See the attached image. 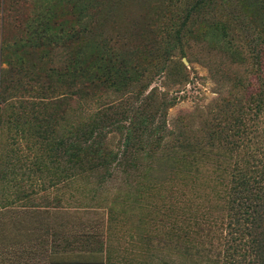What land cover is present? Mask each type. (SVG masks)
<instances>
[{"label": "rangeland", "instance_id": "374dc122", "mask_svg": "<svg viewBox=\"0 0 264 264\" xmlns=\"http://www.w3.org/2000/svg\"><path fill=\"white\" fill-rule=\"evenodd\" d=\"M6 7L0 12V46L7 61L0 64V227L26 215L67 225V241L75 244L83 264H174L177 257L185 264H230L223 257L226 230L194 215L206 192L216 210L228 213L239 157L217 145L193 153L179 147L177 137L178 121L197 106L206 112L218 96L210 69L197 57L175 56L166 81L170 96L178 98L171 107L164 108L154 94L152 88L162 86L154 81L108 95L86 119H79V107L69 97L53 101L43 113L30 104L39 91L26 79L16 82L17 68H12L26 65L28 78L47 68L48 60H40L29 41L31 33L44 30L38 27L43 19L34 16L38 10L33 14L26 0H6ZM118 7L126 9L122 3ZM136 9L140 5L128 11ZM122 21L95 24L90 31L114 44L117 34L131 26ZM149 43L134 38L125 50H155ZM182 67L188 69L189 84H173ZM21 96L24 100H18ZM235 111H222L216 123L230 125L238 117ZM160 121L171 130L165 136L156 134Z\"/></svg>", "mask_w": 264, "mask_h": 264}, {"label": "trees", "instance_id": "16d2710c", "mask_svg": "<svg viewBox=\"0 0 264 264\" xmlns=\"http://www.w3.org/2000/svg\"><path fill=\"white\" fill-rule=\"evenodd\" d=\"M26 2L32 5L33 14L38 10L34 16L43 19L38 27L44 30L39 28L41 33H31L29 41L40 60H48V66L30 74V78L26 76V65L20 68L14 63L12 68H17L16 82L26 79L33 85V91H39L37 96L30 97V104L43 113L53 106V101L69 97L79 107V119H86L92 115L94 105L108 95L137 83L151 85L154 81L162 84L152 88L154 94L164 108L171 107L178 98L170 96L171 86L166 81H170L174 72L175 56L197 57L210 69L218 96L206 112L197 106L192 114L178 121L179 147L193 153L215 145L224 150L234 149L239 164L233 176L228 213L216 210L211 192H206L199 198L194 216L218 231L226 230L224 236L223 231L221 234L228 246L223 256L227 263L264 264V0ZM119 3L126 8L123 12ZM131 5H140V9L128 11ZM6 8V0H0L2 15ZM113 19L131 25L117 34L114 44L107 35L90 31L91 26L104 25ZM78 23L86 26L76 28ZM65 24L71 28L56 31ZM152 31L157 36H151ZM134 38L150 41L155 50L151 47L125 50ZM3 47L0 46V64L7 62ZM162 50L164 54H157ZM187 76L188 69L182 67L173 84L188 83ZM163 87L166 91H162ZM231 108L238 117L230 125L219 126L218 116ZM161 116L165 118L166 112ZM42 117L52 119L50 115ZM155 131L161 136L171 132L165 121H160ZM194 222L199 224L196 219ZM166 259L161 257L162 261ZM173 263L185 264L179 257Z\"/></svg>", "mask_w": 264, "mask_h": 264}, {"label": "crops", "instance_id": "0c3cea01", "mask_svg": "<svg viewBox=\"0 0 264 264\" xmlns=\"http://www.w3.org/2000/svg\"><path fill=\"white\" fill-rule=\"evenodd\" d=\"M5 226L0 227V264H83L75 244L67 241V225L59 227L55 220L26 215L9 220Z\"/></svg>", "mask_w": 264, "mask_h": 264}]
</instances>
